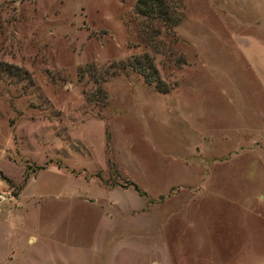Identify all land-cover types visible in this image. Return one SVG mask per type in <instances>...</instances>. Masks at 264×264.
Masks as SVG:
<instances>
[{"label": "rangeland", "instance_id": "rangeland-1", "mask_svg": "<svg viewBox=\"0 0 264 264\" xmlns=\"http://www.w3.org/2000/svg\"><path fill=\"white\" fill-rule=\"evenodd\" d=\"M135 3L0 0V264H264V0Z\"/></svg>", "mask_w": 264, "mask_h": 264}, {"label": "trees", "instance_id": "trees-1", "mask_svg": "<svg viewBox=\"0 0 264 264\" xmlns=\"http://www.w3.org/2000/svg\"><path fill=\"white\" fill-rule=\"evenodd\" d=\"M174 2L175 0H136L134 9L135 12L139 15L148 18L154 17L158 20H162L166 25H174L175 23H177L176 20L178 19V9ZM143 61L145 62H138L139 66H142L139 71L144 73V68H147L149 79H151V74H154L156 72V69L152 66L151 60H149L148 57ZM145 77H148L147 73ZM133 187L139 193H144L143 191L138 189L136 185L133 184Z\"/></svg>", "mask_w": 264, "mask_h": 264}, {"label": "built area", "instance_id": "built-area-1", "mask_svg": "<svg viewBox=\"0 0 264 264\" xmlns=\"http://www.w3.org/2000/svg\"><path fill=\"white\" fill-rule=\"evenodd\" d=\"M8 199V195L5 191L0 190V206H2V204H4Z\"/></svg>", "mask_w": 264, "mask_h": 264}]
</instances>
